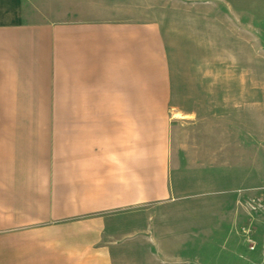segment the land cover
<instances>
[{
	"label": "crops",
	"instance_id": "obj_1",
	"mask_svg": "<svg viewBox=\"0 0 264 264\" xmlns=\"http://www.w3.org/2000/svg\"><path fill=\"white\" fill-rule=\"evenodd\" d=\"M180 2L264 23V0ZM138 3L0 0V264H116L173 197L166 47Z\"/></svg>",
	"mask_w": 264,
	"mask_h": 264
},
{
	"label": "rangeland",
	"instance_id": "obj_2",
	"mask_svg": "<svg viewBox=\"0 0 264 264\" xmlns=\"http://www.w3.org/2000/svg\"><path fill=\"white\" fill-rule=\"evenodd\" d=\"M138 2L151 15L129 16L159 24L166 47L173 197L133 214L116 264H264V211L250 207L264 196V23Z\"/></svg>",
	"mask_w": 264,
	"mask_h": 264
},
{
	"label": "built area",
	"instance_id": "obj_3",
	"mask_svg": "<svg viewBox=\"0 0 264 264\" xmlns=\"http://www.w3.org/2000/svg\"><path fill=\"white\" fill-rule=\"evenodd\" d=\"M253 202L254 204H251L250 207L253 208L254 211H264V196L256 198Z\"/></svg>",
	"mask_w": 264,
	"mask_h": 264
}]
</instances>
